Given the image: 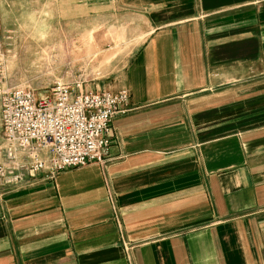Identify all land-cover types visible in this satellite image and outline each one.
<instances>
[{"label":"crops","instance_id":"obj_1","mask_svg":"<svg viewBox=\"0 0 264 264\" xmlns=\"http://www.w3.org/2000/svg\"><path fill=\"white\" fill-rule=\"evenodd\" d=\"M12 26L141 45L106 165L0 180V264H264V0H0Z\"/></svg>","mask_w":264,"mask_h":264},{"label":"built area","instance_id":"obj_2","mask_svg":"<svg viewBox=\"0 0 264 264\" xmlns=\"http://www.w3.org/2000/svg\"><path fill=\"white\" fill-rule=\"evenodd\" d=\"M5 71L0 54V85ZM4 161L0 180H22L20 171L34 176L59 173L90 163L105 165L114 136L112 121L125 113L130 92H83L58 81L45 95L29 87L0 86ZM41 153H45L43 158Z\"/></svg>","mask_w":264,"mask_h":264},{"label":"rangeland","instance_id":"obj_3","mask_svg":"<svg viewBox=\"0 0 264 264\" xmlns=\"http://www.w3.org/2000/svg\"><path fill=\"white\" fill-rule=\"evenodd\" d=\"M18 29L8 27L7 35L0 36L5 65L0 86L29 87L39 95L49 93L58 81L75 89L80 85L83 92H112L101 88L123 86L126 68L141 45L126 41L123 28H101L97 35H84L77 28L56 27L55 37L64 39L65 34L68 40L49 43L25 41L40 36L28 31L26 37Z\"/></svg>","mask_w":264,"mask_h":264}]
</instances>
